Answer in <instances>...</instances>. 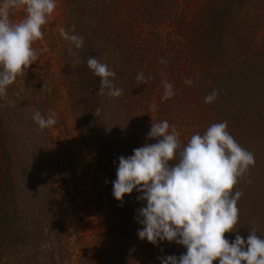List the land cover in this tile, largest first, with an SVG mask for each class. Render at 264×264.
Wrapping results in <instances>:
<instances>
[{"label":"rangeland","instance_id":"obj_1","mask_svg":"<svg viewBox=\"0 0 264 264\" xmlns=\"http://www.w3.org/2000/svg\"><path fill=\"white\" fill-rule=\"evenodd\" d=\"M56 2L52 18L42 27L43 39L33 44L38 59L29 66L38 75L40 106L45 111L34 108L31 97L30 102L24 97L10 103V110L24 112L18 123L24 126L23 137L32 141L28 154L19 148L24 162L18 210L28 229L22 241L32 254L41 249L36 260L17 249V264H43L46 258L50 264H161L164 257L185 254L186 249L175 242L153 245L138 237L143 227L138 210L146 206L137 199L141 193L134 189L122 201L112 194L119 157L155 143L148 139L151 124L164 120L175 126L182 145L193 134L203 135L213 123L227 121L229 131L235 119V125L253 130L244 146L254 155L255 164L235 186L234 191L242 192L237 204L239 222L225 239L231 243L240 235L246 242L248 230L264 239V0H164L157 7L164 21L157 26H148L141 18L156 11L149 5L145 12V0ZM134 4L137 23L129 20ZM200 4L209 6L207 24L196 22ZM221 13L226 20L217 27L213 17ZM233 14L239 16L233 18ZM122 17L129 27L126 35L121 34ZM179 17L196 32L190 34L192 52L201 55L207 47L205 60L198 63L204 77L197 78V87L185 83L189 79L185 60L172 62L170 41L178 39ZM61 27L83 37L81 49L62 39ZM151 33L155 42L148 41L154 39ZM88 57L116 72L112 82L122 89L120 97H109L107 89L104 95L98 94L101 80L87 68ZM162 59L165 63H160ZM138 73L151 79L147 84L138 82ZM164 80L175 93L166 101L161 99ZM30 88L27 85L28 94ZM214 90L217 98L206 104L205 96ZM23 92L18 76L6 97L14 99ZM47 92L50 99L44 100L42 93ZM36 111L45 118L55 112L57 123L40 130L32 119Z\"/></svg>","mask_w":264,"mask_h":264},{"label":"clouds","instance_id":"obj_2","mask_svg":"<svg viewBox=\"0 0 264 264\" xmlns=\"http://www.w3.org/2000/svg\"><path fill=\"white\" fill-rule=\"evenodd\" d=\"M56 8V0H0V97L6 96L8 86L25 75V70L38 59L33 44L43 39L42 27ZM17 10H22L24 16L13 22L10 17ZM58 31L72 47L82 48L83 37L70 34L63 27ZM86 66L101 80L98 94L104 95L107 89L109 97L122 95V89L112 82L116 72L107 64L88 57ZM136 79L147 84L151 77L138 73ZM162 83L161 99L166 101L175 93L171 83ZM185 83L191 85L193 81L188 79ZM217 96L214 90L204 102L210 104ZM155 108L153 105L152 110ZM99 111L97 108L95 115ZM32 119L40 130L57 123L55 112L45 118L36 111ZM227 128V121L213 123L203 135L193 134L182 145L174 125L166 120L152 122L148 139L156 142L134 149L129 157H119L114 198L122 201L135 189L142 194L137 199L146 202L138 210L143 225L138 237L153 245L168 241L186 249L179 258L164 257L161 264H264V239L255 230L249 232L246 242L240 235L231 243L225 239L226 233L235 232L239 222L237 204L242 192L234 191L235 186L255 164L254 155Z\"/></svg>","mask_w":264,"mask_h":264},{"label":"trees","instance_id":"obj_3","mask_svg":"<svg viewBox=\"0 0 264 264\" xmlns=\"http://www.w3.org/2000/svg\"><path fill=\"white\" fill-rule=\"evenodd\" d=\"M127 1V0H122ZM136 1V0H134ZM164 0H145L147 3L144 5L145 12L147 11L146 6L153 8L156 10L155 12H151L149 15L143 14L141 15V18L145 20V24L148 26H157V24H161V20L163 16L158 14L163 4ZM172 1V0H171ZM144 2V1H143ZM207 4H200L198 6L199 13L198 16H196V22L198 25L202 24L203 22H206L209 20V9ZM149 11V9H148ZM137 9L135 8V4L133 6V10L131 12V17H129V20H132L134 23H137ZM24 12L22 10L13 11L11 14V19L14 20L18 17H23ZM221 13L220 16H214L213 19L217 22V27L222 26L224 23V20L226 18ZM239 16L238 14H233V18ZM161 17V19H160ZM230 20V18H228ZM122 25L125 26L124 19L122 17L121 21ZM176 30L175 33L178 36V39L176 41H170V54L173 56L174 63H177L180 58L184 59L185 62L188 64V72H187V78L191 79L193 83L192 86L197 87V78L199 76H203L202 72L198 69V63L202 64L205 60L207 54L206 50L207 47L204 46L202 49L201 55L193 53L192 47L190 46V34L196 35V32L192 30V25L189 21H186L184 17H179L176 19ZM126 27L129 29L128 26H125L124 29L121 30V34L124 33V35L128 34L126 31ZM131 29L132 26L130 25ZM204 29L202 28V31ZM210 30V29H209ZM208 30V31H209ZM207 31V32H208ZM132 33V31H131ZM151 38H154L152 40H148L149 42H155L156 37H153V33H151ZM182 38V41H181ZM147 41V42H148ZM181 41V42H180ZM203 55V56H202ZM184 56V57H183ZM143 61V60H142ZM173 71L175 72V67L171 65ZM233 71H237V67H232ZM25 75L20 76L22 82L24 83V94L17 95L14 99H8L6 96L0 97V264H17V261L14 260L15 256L14 254L17 249H23L28 254L27 257L31 258L33 260H36L40 256V250L41 249H34L35 253H30L29 250H26L27 247L25 241H22L24 238L27 237L28 229L22 224V216H20V211L18 210L19 203L22 201V195L20 193L19 189V173L21 172V167L23 166V162L21 161L19 156H22L19 153L20 151H25V153L28 154V151L30 150V138L23 137V127L21 123H18V118L20 115H22L24 112H19V114L14 112L13 110H10V103L14 101H18L19 99H23L24 97L30 102V97L33 98L32 102H34L35 107L40 110L44 108L41 105L43 101L40 100L41 93V85L36 83L38 80V75L36 72H34L30 67L25 70ZM220 71V70H218ZM232 71V72H233ZM229 75L232 77V73ZM218 75H221L223 71L218 72ZM216 78V76H215ZM16 81V80H15ZM14 81V82H15ZM27 85L32 88H30V94H28L27 91ZM235 90V89H234ZM27 92V93H26ZM44 95L45 99H50V93L47 92ZM29 96V97H28ZM40 100V101H39ZM47 103V102H46ZM236 107H240L241 103H235ZM45 111V110H44ZM28 113V112H27ZM14 114V117H13ZM32 116V113L29 115ZM229 133L233 136V138L247 151L249 150V147L244 146V142L250 140L247 137H250L252 135L253 130H244V128H240L239 126L235 125V119L233 120L232 127L228 129ZM206 131V129H205ZM249 134V135H248ZM263 137H264V131H263ZM30 141V142H29ZM17 142V146L15 144ZM187 144V143H186ZM183 144V145H186ZM29 145V146H28ZM28 146V147H27ZM250 146V145H249ZM262 148L264 149V140ZM250 188V187H249ZM22 217V218H21ZM252 230H248L247 233ZM264 238V237H263ZM38 251V252H37ZM32 252V251H31ZM43 264H50L49 260L46 258ZM26 264V263H25Z\"/></svg>","mask_w":264,"mask_h":264}]
</instances>
